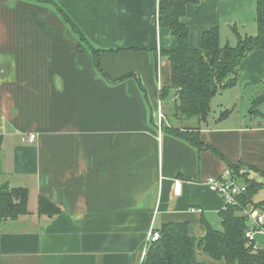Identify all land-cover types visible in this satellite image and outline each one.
Wrapping results in <instances>:
<instances>
[{
    "label": "crops",
    "instance_id": "0c3cea01",
    "mask_svg": "<svg viewBox=\"0 0 264 264\" xmlns=\"http://www.w3.org/2000/svg\"><path fill=\"white\" fill-rule=\"evenodd\" d=\"M46 1L0 0V187L29 191L27 214L0 219V264H142L151 229L188 222L196 237L206 224L222 229L224 199L206 179L237 165L264 182V49L249 53L237 84L221 91L230 90L228 115L178 119L166 111L176 103L171 90L159 127V81L171 84L160 52L177 46L168 27L152 22L159 0ZM62 11L93 47L129 49L99 55L108 78L87 44L79 51ZM259 14L264 0H200L181 21L191 48L212 28L222 45L236 46L237 34H257ZM165 126L198 128L202 147ZM40 197L60 213L40 214Z\"/></svg>",
    "mask_w": 264,
    "mask_h": 264
},
{
    "label": "trees",
    "instance_id": "16d2710c",
    "mask_svg": "<svg viewBox=\"0 0 264 264\" xmlns=\"http://www.w3.org/2000/svg\"><path fill=\"white\" fill-rule=\"evenodd\" d=\"M53 3L52 1L39 0ZM200 0H159L155 20L159 26L168 27L175 37L174 49L162 50L160 54L169 58L171 66V84L163 85L161 99L168 97L171 90L176 91V103L171 115L178 119L196 118L206 121L211 111V101L217 93L235 86L239 78V67L243 59L255 49H264V18L257 17L258 32L254 36L238 35L236 46L222 45L220 31L212 28L204 32L201 48L189 46V32L181 18L189 3ZM63 12L64 20L80 37L79 51H85L82 43L88 45L95 59L98 71L106 78L108 74L101 68L99 55L103 52L129 50L118 47L100 49L93 47L79 26ZM155 58L157 53L155 52ZM127 75V77H129ZM260 99H257V102ZM226 113L223 115L225 116ZM170 115V114H169ZM165 128L178 138L201 148L200 131L195 128ZM1 141V140H0ZM235 178H244L248 188L239 196L236 205H229L219 212L222 229L206 224L207 232L202 237L189 233L188 222L166 223L158 230L160 237L147 249L142 264H204L199 255L207 253L215 260H224L229 264H264V248L255 247L246 231L250 228L245 209L252 205L264 213V198L255 201V196L264 191V182L246 177L240 167L230 165ZM29 191L26 188L0 187V219H15L27 214ZM60 208L44 197L39 199V213L54 215ZM205 223V221H204Z\"/></svg>",
    "mask_w": 264,
    "mask_h": 264
},
{
    "label": "built area",
    "instance_id": "2783aa9c",
    "mask_svg": "<svg viewBox=\"0 0 264 264\" xmlns=\"http://www.w3.org/2000/svg\"><path fill=\"white\" fill-rule=\"evenodd\" d=\"M162 86L159 81V90L161 91ZM156 105V111L155 116L157 117V120L159 122V127L163 124L164 120L166 119L165 112H164V106H163V100L159 98ZM36 138L35 134L29 135V140L33 141ZM206 183L209 186V188L220 194L224 199V206L227 208L229 205H236L238 203V198L240 195L245 193L247 191L248 185L247 184H239L237 182V178L234 177L232 170L229 168L227 169L223 175L216 177V176H210L206 179ZM193 212H202V209L200 208H191L190 209ZM245 215L248 218V221L251 223H255V225L250 226V228L246 231L247 238L252 242L255 243V233L257 231H264V214L260 213L258 210L249 208L244 210ZM257 227H260L261 229H256ZM160 237L159 231L151 229L148 233V241L154 242L157 241ZM255 247L256 244H255ZM146 254V253H145Z\"/></svg>",
    "mask_w": 264,
    "mask_h": 264
},
{
    "label": "rangeland",
    "instance_id": "374dc122",
    "mask_svg": "<svg viewBox=\"0 0 264 264\" xmlns=\"http://www.w3.org/2000/svg\"><path fill=\"white\" fill-rule=\"evenodd\" d=\"M163 78H165V69H163ZM229 91L230 90H226V92H221L220 91L219 93H217L215 95V97L211 101V113H212L211 115L212 116L216 115L217 119H219L221 117H225L226 115H228L230 113V111L233 110V105H229L228 107H226V106L223 107V105H222V103L224 102V96L223 95H225V93H228ZM225 100L227 101V95L225 96ZM170 105L171 106H168L166 111L171 115L173 113V111H174L175 104L170 103ZM163 106H164V103H163ZM258 108L261 109L262 111H264V104H262V105L259 104ZM226 111H227V114L225 116H223L226 113ZM258 120L264 122V118H262V117H259ZM239 184H241V183H239ZM263 198H264V191H261L255 196V201L258 202V201H260ZM249 208L256 209V210H258L260 212V210L258 208H255L252 205H249L246 209H249ZM260 213L264 214L263 212H260ZM248 224L250 226H252V227H253V225H255V223H251L250 221H248ZM216 226L220 227V223H218V225H216ZM256 229H261V228L257 227ZM255 241H256V243H255L256 246L258 245V246L264 248V231L261 230V231H257L256 232ZM145 255H144V257H145Z\"/></svg>",
    "mask_w": 264,
    "mask_h": 264
},
{
    "label": "water",
    "instance_id": "95a60500",
    "mask_svg": "<svg viewBox=\"0 0 264 264\" xmlns=\"http://www.w3.org/2000/svg\"><path fill=\"white\" fill-rule=\"evenodd\" d=\"M152 22H153V23L155 22V18H153ZM5 185H6V183H5L3 186H5Z\"/></svg>",
    "mask_w": 264,
    "mask_h": 264
}]
</instances>
